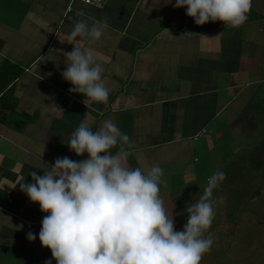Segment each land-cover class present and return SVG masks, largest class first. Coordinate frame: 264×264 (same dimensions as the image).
Instances as JSON below:
<instances>
[{
	"label": "crops",
	"instance_id": "obj_1",
	"mask_svg": "<svg viewBox=\"0 0 264 264\" xmlns=\"http://www.w3.org/2000/svg\"><path fill=\"white\" fill-rule=\"evenodd\" d=\"M105 18L99 41L78 38L80 47L94 50L111 89L106 103L87 107L81 94L69 92L57 50H73L60 40L75 21L91 26ZM6 66L22 73L0 93V243L46 251L39 240L45 214L19 184L32 183L30 173L43 175L44 163L58 157L88 158L67 146L88 112L92 131L111 119L129 136L131 167H162L161 196L177 231L187 216L176 206L194 203L213 173L225 174L214 197L227 181L238 197L239 162L252 158L264 172V157L254 161L264 145V0H252L236 29L222 22L197 26L175 0H109L101 8L73 0L0 1V72Z\"/></svg>",
	"mask_w": 264,
	"mask_h": 264
},
{
	"label": "clouds",
	"instance_id": "obj_2",
	"mask_svg": "<svg viewBox=\"0 0 264 264\" xmlns=\"http://www.w3.org/2000/svg\"><path fill=\"white\" fill-rule=\"evenodd\" d=\"M171 3L164 0L165 5ZM251 6L252 0H175V8L186 9L197 26L222 22L226 29L243 25ZM107 26L106 18L91 26L77 20L60 40L74 45L73 50H57L65 57L61 75L72 85L69 92L81 94L87 107L106 103L111 89L105 85V69L96 62L94 50L80 47L78 38L95 43ZM91 119L86 113L67 143L72 152L80 157L87 154V159L58 157L54 165L44 163L43 175L32 171V183L19 184L45 214L39 232L42 246L51 250L56 264H201L214 243L209 230L215 205L223 198L213 192L225 174L217 171L208 177L195 202L186 205L187 221L177 231L173 212H166L161 196L162 186L167 187L162 167L154 164L146 171L131 167L129 136L111 119L94 132ZM27 238L34 241L36 235L29 232Z\"/></svg>",
	"mask_w": 264,
	"mask_h": 264
},
{
	"label": "rangeland",
	"instance_id": "obj_3",
	"mask_svg": "<svg viewBox=\"0 0 264 264\" xmlns=\"http://www.w3.org/2000/svg\"><path fill=\"white\" fill-rule=\"evenodd\" d=\"M259 156L264 157V145L255 149L254 161ZM238 165L242 170L234 184L242 189V194L232 196L229 188L233 185L229 181L223 186L220 196L223 201L215 205V217L209 230L214 243L201 264H264V172L252 158ZM188 204L190 202L175 206L179 213L187 216ZM48 260L55 261L50 249L38 253L34 245L27 242L0 243V264H45Z\"/></svg>",
	"mask_w": 264,
	"mask_h": 264
},
{
	"label": "trees",
	"instance_id": "obj_4",
	"mask_svg": "<svg viewBox=\"0 0 264 264\" xmlns=\"http://www.w3.org/2000/svg\"><path fill=\"white\" fill-rule=\"evenodd\" d=\"M21 69H14L6 66L0 72V93L6 92L8 87L21 75ZM76 94V93H74ZM52 264H56V261L52 260Z\"/></svg>",
	"mask_w": 264,
	"mask_h": 264
},
{
	"label": "built area",
	"instance_id": "obj_5",
	"mask_svg": "<svg viewBox=\"0 0 264 264\" xmlns=\"http://www.w3.org/2000/svg\"><path fill=\"white\" fill-rule=\"evenodd\" d=\"M0 1H4V0H0ZM73 1L81 2L85 5L101 8L109 0H73Z\"/></svg>",
	"mask_w": 264,
	"mask_h": 264
}]
</instances>
